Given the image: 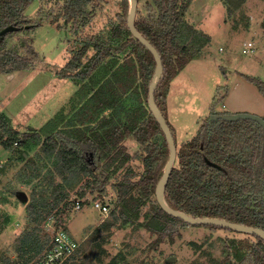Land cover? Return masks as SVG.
Here are the masks:
<instances>
[{
  "label": "trees",
  "instance_id": "1",
  "mask_svg": "<svg viewBox=\"0 0 264 264\" xmlns=\"http://www.w3.org/2000/svg\"><path fill=\"white\" fill-rule=\"evenodd\" d=\"M34 1L38 0H0V34L20 28ZM103 1L64 0L57 16L73 29L86 27L90 17L87 8H99ZM190 2L152 0L144 11L137 5L134 19L136 30L162 60L154 99L176 146L164 200L171 209L192 217L224 219L264 230V124L255 119L229 120L232 114L211 112L193 137L177 144L167 120L171 80L209 41L185 20ZM116 7L98 33L85 34L84 43L56 73L76 85L67 112L57 113L40 131L27 130L21 136L0 113V145L14 160H24L16 172L18 182L32 184L25 204L27 228L16 238L17 259L6 258L2 264H27L39 257L50 241L48 235L41 237V226L52 214L63 215L74 204L70 192L81 186L75 191L76 200L88 191L102 192L117 174L111 220L102 222L94 233L112 226L137 225L155 234L158 241L172 240L187 225L166 214L155 199V187L169 157L165 136L147 102L155 61L127 27L128 0H119ZM46 19L51 20L50 12ZM37 26L40 22L32 27ZM29 43L23 39L19 48L0 55V74L32 69L37 54ZM241 76L264 96L263 81ZM260 118L264 123V115ZM127 141L138 146L132 155ZM33 145L39 146L41 154L26 158ZM132 159L141 162V171L128 165ZM43 168L47 169L41 175ZM244 235V239H226L218 264H264V241L256 235Z\"/></svg>",
  "mask_w": 264,
  "mask_h": 264
},
{
  "label": "rangeland",
  "instance_id": "2",
  "mask_svg": "<svg viewBox=\"0 0 264 264\" xmlns=\"http://www.w3.org/2000/svg\"><path fill=\"white\" fill-rule=\"evenodd\" d=\"M118 1L104 0L99 8H87L89 22L86 27L79 25V29L58 17L64 0L34 1L20 28L0 34V55L19 48L23 39L29 40L37 54L32 69L0 74V113L7 116L20 136L27 130L40 131L57 113L68 111L76 85L56 73L84 43L86 33L99 32L107 17L117 10ZM151 1L139 0L138 8L144 11ZM48 12L51 20L45 21ZM185 20L204 32L209 41L169 84L166 114L177 144L193 137L211 112L264 115V96L241 76L264 82V0H191ZM39 22L40 26L32 27ZM248 43L252 44L251 50ZM125 144L131 155L138 149L133 141ZM27 150L26 158L41 154L38 145ZM23 163L0 145V262L17 259L16 238L27 228L25 204L32 184L16 178ZM46 163L50 166V161ZM128 165L137 172L142 169L137 159ZM46 169L40 170L41 175ZM118 177L114 175L104 191H88L78 199L82 202L80 210L69 205L65 214H52L41 226V237L63 228L80 243L72 264H218L227 238H245L244 234L199 225H186L172 240L159 241L155 234L137 225L112 226L94 233L102 222L111 220L116 199L113 183ZM79 187L70 192V199H76ZM95 203L105 205L106 212L96 209Z\"/></svg>",
  "mask_w": 264,
  "mask_h": 264
},
{
  "label": "water",
  "instance_id": "3",
  "mask_svg": "<svg viewBox=\"0 0 264 264\" xmlns=\"http://www.w3.org/2000/svg\"><path fill=\"white\" fill-rule=\"evenodd\" d=\"M130 4L128 16H127V27L130 31V33L133 35L134 38H136L153 56L155 61V69L154 73L151 79V82L148 87V107L152 113V116L155 118L157 123L160 126V129L162 133L165 136L166 142L169 147V157L165 164L163 173L158 180L156 187H155V199L158 203L159 207L168 215L173 216L175 218H179L182 221H184L187 225H212L224 229H229L238 233H244V234H252L258 236L260 239L264 241V230L245 226L242 224L232 223L229 221H226L224 219H218V218H207V217H192L190 215H187L183 212L173 210L170 207L167 206L165 200H164V190L165 185L167 183V180L169 178L172 166L176 159V146L175 142L171 133V130L163 117L161 111L159 110L158 106L155 103L154 99V90L157 85V81L162 73V60L160 54L157 52V50L136 30L134 25V19L135 14L137 10L138 1L137 0H128ZM229 120H236V119H255L262 124L263 121L260 117H254L248 114H233L228 117Z\"/></svg>",
  "mask_w": 264,
  "mask_h": 264
},
{
  "label": "built area",
  "instance_id": "4",
  "mask_svg": "<svg viewBox=\"0 0 264 264\" xmlns=\"http://www.w3.org/2000/svg\"><path fill=\"white\" fill-rule=\"evenodd\" d=\"M249 50L252 44H247ZM74 209H81V201L74 200ZM94 207L100 212H106L107 207L95 203ZM48 247L37 257L29 261L27 264H71L76 261L80 243L71 237V235L63 228L56 229L51 233ZM2 264V263H0Z\"/></svg>",
  "mask_w": 264,
  "mask_h": 264
},
{
  "label": "crops",
  "instance_id": "5",
  "mask_svg": "<svg viewBox=\"0 0 264 264\" xmlns=\"http://www.w3.org/2000/svg\"><path fill=\"white\" fill-rule=\"evenodd\" d=\"M203 33H204V32H203ZM13 73H14V72H13ZM10 74H12V73H10ZM10 74H9V75H10ZM5 75H8V74H5ZM166 102L168 103V95H167V101H166Z\"/></svg>",
  "mask_w": 264,
  "mask_h": 264
}]
</instances>
